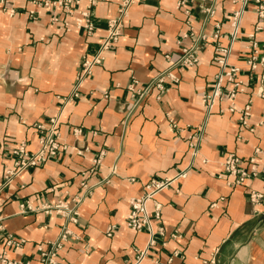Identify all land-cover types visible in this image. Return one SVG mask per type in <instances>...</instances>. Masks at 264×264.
<instances>
[{
  "label": "crops",
  "instance_id": "0c3cea01",
  "mask_svg": "<svg viewBox=\"0 0 264 264\" xmlns=\"http://www.w3.org/2000/svg\"><path fill=\"white\" fill-rule=\"evenodd\" d=\"M7 1L15 12L10 15L0 0V264H41L40 248L49 247L64 227L69 234L56 264L133 263L151 234L127 226L130 201L153 177L174 180L156 194L162 216L152 226H162L163 234L152 235L155 242L139 264H264V198H249L252 190L264 195V175L238 185L219 176L229 153L246 170L254 154L257 166L264 165V96L256 94L264 89V68L251 71L245 61L249 34L264 44L256 0H135L118 41L71 101L66 97L81 63L99 50L121 0L96 1L92 33L60 7ZM86 3L76 7V16ZM242 9L233 37V15ZM201 33L206 38L198 62L178 64ZM219 45L230 48L226 62L240 66L248 82L235 111L225 98L208 113L202 96L220 69L214 59ZM165 71L178 80L165 76L161 92L153 87L141 98L130 90L132 82L142 90ZM250 99L248 126L242 127L240 110ZM55 116L66 147L44 163L18 168L14 150L21 144L37 150L36 124ZM204 122L193 156L189 136ZM74 208L76 221L68 218ZM110 225L115 228L108 235ZM9 237L20 245H8Z\"/></svg>",
  "mask_w": 264,
  "mask_h": 264
},
{
  "label": "built area",
  "instance_id": "2783aa9c",
  "mask_svg": "<svg viewBox=\"0 0 264 264\" xmlns=\"http://www.w3.org/2000/svg\"><path fill=\"white\" fill-rule=\"evenodd\" d=\"M31 3L36 4L38 6H46L56 8H62L65 12L66 16H74L77 26L84 28L88 33H92L94 30V24L91 19V9L96 3L97 0H87L85 7L80 11L78 16L75 15L76 7L79 6L83 0H29ZM242 2H246V0H241ZM2 3L6 4L7 0H1ZM135 2V0H121L118 15L109 19L107 24V34L104 40L101 43L99 50L90 58H84L81 63V70L78 74V78L76 80L75 86L70 93L66 97L67 101H71L79 95L78 87L83 81L85 77L92 73V69L94 65L99 64L104 59L105 50L109 49L113 46L115 42L118 41L119 37L122 34V26L124 18L126 17L129 8ZM257 3V13L261 18H264V2L262 0H256ZM4 9L9 12L10 15H13L15 12V8L12 6L4 5ZM242 10H238L234 12L232 23L235 27V31L233 37L237 35V27L239 26L240 19L242 17ZM34 10H30V14H34ZM54 20H57L56 17H53ZM68 26V23H65ZM263 27L257 26V30ZM192 34V33H191ZM218 34H215L217 36ZM184 36H187L185 34ZM249 49L246 54V65L249 70L255 71L259 67L264 68V44L261 46L259 42L255 39V34H249ZM206 35L201 33L195 40V42L188 48L184 49V52L180 59L177 61L178 64L192 66L198 62V49L200 46V41L204 40ZM217 54L214 59L219 63L220 69L216 73L214 77V84L211 90L204 93L202 96V100L205 106L208 109V113H210L214 107V104L217 100H222L228 98L231 101V105L229 107L230 111H235V99L239 94L244 93L246 91L247 82L242 77V68L237 65H229L226 62L225 54L229 52L230 48L223 47L219 45L217 48ZM165 76H169L174 81H177L178 78L169 71H165L151 83L145 87L144 89H136L135 84L137 81L132 82L130 85V90L134 93H139V97L143 98L146 96L153 87H157L160 92L165 89L164 78ZM262 82H264V74L262 75ZM228 83V84H226ZM257 95L264 96L263 86H260L256 92ZM252 110V102L251 99L248 103L240 110V120L241 125L248 126V117L251 114ZM264 122V115L260 121V123ZM60 124V116H55L50 118L47 124H36V127L40 131L39 137V147L35 151H27L24 144H21L18 148L14 150V153L17 155L18 159L16 165L20 169L33 167L48 161L49 159L55 157L61 148H65V144L61 141V134L59 131ZM205 122L192 130L190 139V150L193 156H197L199 149V141L201 139V135L204 131ZM76 130V129H75ZM252 130V128H251ZM262 150L260 148L255 149V153H260ZM203 163H207L209 160L207 158L202 159ZM251 163V169L246 170L242 167V159L235 155L234 153H229L223 160L220 161V164L223 168V172L219 175L220 177H227L228 183L230 185L234 184H242L247 179L252 176H256L259 173L264 175V165L260 168L257 166L258 159L256 154L249 158ZM10 172V171H8ZM185 173H179L177 177H184ZM176 177V178H177ZM174 179H156L150 178L148 182L145 183L144 191L142 194L131 198V210L130 216L127 220V226L132 230L141 231L148 230L151 234V238L148 244L143 248L139 249L138 255L133 263L127 264H139L147 255L149 247L155 242L152 238V235L156 232L163 234V227L160 226L155 231L152 226L153 220L161 219V206L159 203L155 201L156 194L169 185ZM249 198L254 203H260L264 195L261 191L252 190L250 192ZM81 202V198H78V203ZM154 202V208L149 209V203ZM68 218L72 221H76L77 211L76 208L69 210ZM115 225H110L107 229V234L111 235ZM69 231L66 227H64L63 231L60 235L49 243V247L40 248L42 249V258L41 264H56V255L59 249L62 248L64 241L67 239ZM8 245H20V241L14 239L13 237H9L7 240ZM2 256V255H1Z\"/></svg>",
  "mask_w": 264,
  "mask_h": 264
}]
</instances>
